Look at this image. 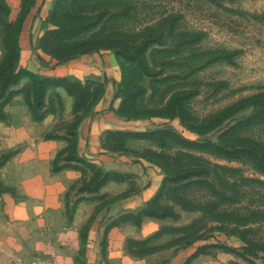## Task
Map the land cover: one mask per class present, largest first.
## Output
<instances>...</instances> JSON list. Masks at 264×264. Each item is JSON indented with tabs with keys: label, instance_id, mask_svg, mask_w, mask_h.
Listing matches in <instances>:
<instances>
[{
	"label": "rangeland",
	"instance_id": "rangeland-1",
	"mask_svg": "<svg viewBox=\"0 0 264 264\" xmlns=\"http://www.w3.org/2000/svg\"><path fill=\"white\" fill-rule=\"evenodd\" d=\"M7 1L11 21H15L21 0ZM66 5L68 17L99 19L94 29L71 40L74 45L92 46L76 57L112 54L120 72L114 93L123 98L139 93L130 111L137 118L129 119L134 123L129 131L168 128L189 140L218 142L223 129L251 112L245 100L264 92V0H67ZM40 12L34 4L24 15L19 44L22 32L33 27V18ZM48 21V14L40 20L31 49L43 58L41 63L44 58L56 62L39 46L45 29L53 28ZM140 49H145L147 70L124 58L139 57ZM92 82L91 94L96 99L104 90L103 83ZM25 83L27 79L16 87ZM174 93L187 97L188 124L169 111ZM55 94L49 91L53 103L48 107L57 115L56 130L73 131L77 116H64L63 103H58ZM240 134L264 145V123L244 128ZM120 144L108 139L107 131L103 133L105 150L118 153L121 148L124 152L120 153L144 162L147 178L136 181V186L156 181L152 197L158 192V203L164 208L158 212L166 214L153 218L158 229L152 234L125 240L131 257L144 260L142 264H169L176 254H180L177 264H264V250H259L264 249V174L251 161L229 160L171 141L164 147L150 140ZM67 150L66 155L73 153L71 146ZM6 155H0V161ZM91 176L87 167L76 186L90 187L94 184L88 182ZM112 199L103 196L105 203ZM124 215L106 226L124 222ZM244 239L256 244L255 254L242 249ZM100 244L105 262L106 238ZM189 245L198 248L194 256L182 254ZM80 264H85L83 258Z\"/></svg>",
	"mask_w": 264,
	"mask_h": 264
},
{
	"label": "crops",
	"instance_id": "crops-1",
	"mask_svg": "<svg viewBox=\"0 0 264 264\" xmlns=\"http://www.w3.org/2000/svg\"><path fill=\"white\" fill-rule=\"evenodd\" d=\"M52 1L35 0V8L41 12L33 18V27L21 34L20 63L43 76L103 83L100 99L76 126L75 153L103 170L131 174L132 178L108 181L96 191L81 190L76 186L82 176L79 169L53 170L57 153L69 144L66 138H45L68 135L56 130L55 112L34 121L22 96H14L4 107L6 120L0 121V155L7 154L0 161V264H80L82 258L85 264H142L145 261L131 257L124 243L130 237L155 232L158 224L150 217L143 218L139 226L130 221L111 226L106 234L105 262L101 256L105 226L121 214L142 208L158 185L147 180L137 188L136 181L147 178L144 162L102 147L103 133L132 130L134 124L116 114L120 102L114 93L120 80L118 65L107 52L84 54L62 63L44 58L41 63L31 49L36 44L40 20L48 14ZM55 91L62 100L64 116L72 118V97L62 88ZM47 99L48 94L45 102ZM64 162L60 157L57 164ZM104 194L113 199L103 202ZM194 251L195 247L189 245L182 254L190 256ZM179 256L176 254L169 264H177Z\"/></svg>",
	"mask_w": 264,
	"mask_h": 264
},
{
	"label": "trees",
	"instance_id": "trees-1",
	"mask_svg": "<svg viewBox=\"0 0 264 264\" xmlns=\"http://www.w3.org/2000/svg\"><path fill=\"white\" fill-rule=\"evenodd\" d=\"M35 0H21L20 12L15 21L9 20L10 6L7 0H0V40L2 44V53L0 55V121L6 120L4 107L16 95H21L24 103L27 105L31 118L34 121H40L44 116L50 112H54L53 108L48 107L52 105V99H49V91H54L55 97L60 105L62 100L59 94L55 91L56 88L64 89L73 99L72 111L77 116L73 131L67 132V136L45 135V138H66L69 144L64 149L57 153V158L53 163V170H59L63 167H74L79 169L82 175L88 167L92 171V176L88 180L90 187H80L81 190L96 191L108 181H122L128 175L118 172L102 171L98 169L95 163L78 157L75 153L74 136L76 126L81 117L100 99L101 94L94 99L91 94V84H95L92 80L82 82L77 79L69 77H50L39 75L36 72L28 70L20 65V44L19 35L21 32V22L24 15L28 12L29 8L34 6ZM67 0H53L51 8L49 9L48 17L49 23L53 28L45 29L40 38L39 46L46 50L48 54L56 60V63H62L76 56L86 53L92 49L91 45L82 44L74 45L71 40H74L85 33L94 29L99 22V19H92L93 17L78 16L75 18L68 17L67 15ZM144 50L140 49V56H125L124 58L129 61L136 62L147 70V64L144 57ZM42 60L43 58L40 57ZM123 74L121 67V76ZM23 79H27V83L16 87ZM48 94L47 102L45 97ZM139 93L129 97H120L119 106L116 114L126 120L137 118L130 114L134 108L136 96ZM185 93H174L168 102V108L171 114L177 116L183 123L188 124L191 116L184 105L186 99ZM246 103L251 107V112L234 121L223 129L219 135L218 142L211 141H195L184 138L177 134L172 129H151L144 131H129L117 129L114 131H107L108 139L111 138L114 142L121 143L124 146L127 140H150L160 147L166 146L167 142L172 143L188 149L197 150L200 152H207L221 156L225 159H247L253 163L255 168L264 174V145L260 142L244 137L240 131L252 125L264 123V92H258L249 96ZM50 108V109H49ZM80 113H76V112ZM109 141V140H108ZM71 146L72 154L66 155ZM124 152L121 148L117 149ZM63 154V156L61 155ZM157 156L162 157L161 153H156ZM164 156V155H163ZM65 160L64 163L58 165V159ZM166 157V156H164ZM163 157V158H164ZM74 161L80 165H73L70 162ZM162 167V165H161ZM82 177V176H81ZM164 182H162V185ZM88 186V185H87ZM158 192L150 198L146 204L134 213H125V221L139 226L142 219L145 217L162 218L166 214L158 210H162V206L158 203ZM164 210V208H163ZM170 213L169 216H172ZM112 223L106 226L103 237L106 238L108 229L113 226ZM117 224V223H116ZM245 246L242 249L246 254H255L256 244L252 241L244 239ZM264 250V249H259ZM104 253V250L102 251ZM198 252V248L191 256Z\"/></svg>",
	"mask_w": 264,
	"mask_h": 264
}]
</instances>
